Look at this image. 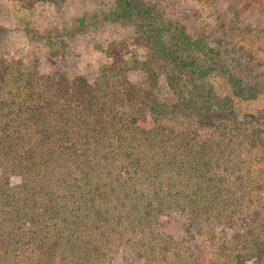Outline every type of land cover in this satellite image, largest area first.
<instances>
[{"label":"trees","instance_id":"obj_1","mask_svg":"<svg viewBox=\"0 0 264 264\" xmlns=\"http://www.w3.org/2000/svg\"><path fill=\"white\" fill-rule=\"evenodd\" d=\"M169 5L113 0L97 14L132 25L147 51L100 46L94 80L8 59L0 22V264L264 262V113L239 119L205 59L244 100L264 94L262 64Z\"/></svg>","mask_w":264,"mask_h":264},{"label":"rangeland","instance_id":"obj_2","mask_svg":"<svg viewBox=\"0 0 264 264\" xmlns=\"http://www.w3.org/2000/svg\"><path fill=\"white\" fill-rule=\"evenodd\" d=\"M112 3L113 0H0V22L8 31L3 53L10 60L22 58L28 66L38 67L43 72L62 69L72 76L85 75L94 80L101 66L108 61L100 46L108 47L109 43L118 40L124 45L129 44L130 54L139 52L143 55L147 51L134 39L136 32L132 25L98 20L97 14L110 9ZM166 8L175 19L195 22L196 30L193 31L212 34L213 42L221 40V44L230 49L235 46L240 52L254 55L264 71V0H170ZM187 12L189 14L184 18ZM83 17L90 25L77 31L75 26ZM222 24L228 25L225 34ZM53 31L55 34L51 38ZM55 40H65L66 44L61 49H54ZM205 61L209 65L210 83L219 85L239 119L255 118L256 114L264 113V94L254 99H242L234 94L229 78L210 60ZM130 77L134 81H143L147 74L142 69L132 70ZM160 87L162 95L174 100L165 80ZM12 180L17 183L19 177L14 176ZM172 224L170 228L174 234L182 235L184 223L174 219ZM199 248L205 250L201 254L206 260L205 246L200 244ZM246 264L264 262L251 257Z\"/></svg>","mask_w":264,"mask_h":264}]
</instances>
